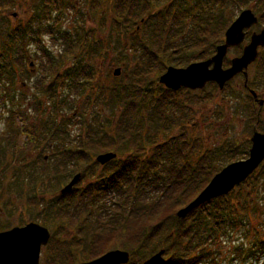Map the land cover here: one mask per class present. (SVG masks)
<instances>
[{
	"label": "trees",
	"instance_id": "16d2710c",
	"mask_svg": "<svg viewBox=\"0 0 264 264\" xmlns=\"http://www.w3.org/2000/svg\"><path fill=\"white\" fill-rule=\"evenodd\" d=\"M79 1L41 0L26 21L18 20L13 28L10 23L3 25L5 33L3 40H0V86L11 87L15 71L27 73L25 63L30 60L29 48H38L40 41L38 38L57 34V27L62 22L60 16L64 11L67 13L74 11L78 6L75 3ZM192 1L193 4L188 3L189 0H113L111 8L107 9L110 14L112 13L111 27L114 32L121 33L120 29L125 33L131 31L134 35L141 32L144 42L140 43L137 39L140 35L134 36L132 40L136 43L135 50L133 48L131 50H134V54L137 53V49L141 50L140 58L146 70L137 68L132 74L133 77L130 76L128 84L138 82L141 88L139 91L135 90L136 87L126 88L128 84L119 83L108 92L111 102L109 104L116 105L119 110L113 117L115 131L112 132L109 143L103 144L101 141L95 145V150L116 155L113 161L100 167L106 170L110 168V173L102 174L94 184L86 185L85 189L78 193V205L72 212L68 211L69 204L55 207L59 206L55 201L41 206L44 209V219H48L44 222L46 227H52L54 225L52 221H56V229L59 232L70 228L74 232V237L69 243L56 240L54 234L51 235L50 242L42 250L43 264L92 261L106 251L118 248L110 245L112 240H115V233L125 235L121 237L122 243L119 248L128 251L130 255L128 264H139L140 257L143 259L157 249L163 250L164 255L169 256L170 260L166 264H198L200 260L202 264L209 246L215 244L223 234L233 230L246 229L255 235L256 244L264 242L260 237L264 232V161L245 182L228 195L204 203L181 219H173L176 210L172 207L173 212L168 215L165 213L169 205L177 202L176 197L171 196L173 193H186L192 190L195 193L193 197L197 196L219 172L217 164L223 158L210 160L213 152L207 151L195 159L194 155L200 151L201 144L194 142L190 145L183 127H180L182 131H179L177 136L170 133L175 126L172 122L166 121L163 111L177 107L178 100L169 90L162 89L163 95L158 98L153 95L147 97L141 92L149 84V87H152L155 76L164 73L167 67H185L196 60L199 53L205 52L209 56L214 54L216 46L221 43L223 32L231 23L223 22L222 12L229 9L238 11L242 6L244 9L251 2V0ZM86 2L87 0H83L82 6ZM99 2L100 0L90 2L91 12L100 9L97 6ZM259 2H263L264 6V0H258ZM14 4L15 0L0 3V13L3 8ZM261 10L262 8L257 11L260 13ZM205 12H208V15L203 17ZM182 29L187 30V33L181 32ZM94 34L88 32L86 35L93 37ZM63 36L68 35L63 32ZM98 45L95 42L84 43L82 46L86 50L84 54L91 59L96 55ZM80 47L81 41L72 49L79 50ZM71 52L65 51L62 54L68 59L73 56ZM60 59L62 61L54 60L56 62L48 66L50 69H47V74L37 86H34L41 90L39 97L42 96L45 103L48 100L46 107L52 104L51 111L40 114L41 110L37 107L34 124H31V118L24 116L22 112L12 114L10 118L13 130L11 139L7 138V148L12 152L10 167H16L22 155L31 154L36 149L45 147L43 142L38 141L39 122L47 121L46 129H49L50 125L55 128V133L60 131L63 124L58 127L54 121L56 116L62 115L65 107L56 106L59 81L76 78L82 83H89L94 77L95 71L80 64L79 60L74 68L71 67L72 69L67 71L64 59L62 57ZM146 77L149 79L148 82ZM148 101L154 103L155 111L159 115L157 120L159 124L154 126L155 132L152 135L154 138L151 136L152 125L147 123L145 126L142 117L140 121L136 120L138 110L142 106L145 107ZM18 123L23 124L19 126ZM258 129L264 133L263 127ZM101 132L103 134V131ZM159 135H164L167 139L160 144L155 143L153 155L147 158L144 156L145 147L153 144ZM233 147L229 148L230 152L227 149V153H235ZM241 151L240 149L237 153L244 152ZM2 153L3 150L0 149V156ZM57 155L64 159L61 165L58 160L51 173L50 171L44 173V177L47 179L51 177L55 185L66 183L71 171L82 172L84 176L92 173L90 169L88 170L87 164L90 160L89 152L62 146ZM66 160V164L71 165L70 169L65 167ZM40 163L45 164L43 158ZM163 163L168 164V173L156 175L154 172ZM43 185L44 188L51 187L50 183ZM41 193L44 194V191ZM29 194H33V188L29 190ZM71 194L72 190L61 195V199L68 197L72 201L76 193ZM52 211L58 212L56 218L52 217ZM157 214L162 215L154 222H150ZM260 216L263 217L260 225L249 224L250 218L258 219ZM173 222L177 223L173 225ZM258 227L263 232L258 230ZM55 234L59 235L57 232ZM103 241L107 242L104 247L110 246L108 249L102 246ZM153 245H156L155 249H152ZM73 254L79 255L80 258L75 259Z\"/></svg>",
	"mask_w": 264,
	"mask_h": 264
},
{
	"label": "rangeland",
	"instance_id": "374dc122",
	"mask_svg": "<svg viewBox=\"0 0 264 264\" xmlns=\"http://www.w3.org/2000/svg\"><path fill=\"white\" fill-rule=\"evenodd\" d=\"M4 1L5 0H0V3ZM112 1L113 0H100L99 5H97L100 9L96 12H91L92 9L89 4L92 0H87L86 4H83V6V0H80L75 3V5L78 4L79 7L77 6L74 11L68 13L64 11L60 16L62 22L57 27V34L44 35L38 38L40 39L38 42L39 50L37 47L29 48L30 60L28 61L32 62V67H29L28 61L25 63L27 73L15 71L13 73L14 82L12 86H0V149L3 150L2 156H0V232L8 231L15 227H24L29 223H35L47 228L52 236L54 234V239L69 243L74 237L73 229H65L59 232L56 229V221H52L54 224L52 226L53 228L46 227L44 222L48 219H44V209L41 206L47 202L55 201L56 204L59 205L55 207H62L69 204L68 211L72 212L78 205V193L84 190L86 185L94 184V182L99 180L102 174L106 175V173H110V168H108V170H106V168H100L101 166H98L95 161L98 155L106 153V151H104V153L97 152V150H95V145L101 141H103V144L109 143V138L112 136V132L115 131V129H113L115 123L113 117L119 112L116 105L109 104L110 98L108 92L119 83H122V85L130 83V76L135 69L140 68L146 70L144 69L146 66L142 63L140 58L141 50L137 49V53H133L136 43L132 38L134 36H139L141 32L139 35H134L131 31L125 33L124 30L120 29L121 33H117L114 32L111 27V21L113 20L111 17L112 13L110 14L107 9L111 8ZM38 3H41V0H15L13 6L3 8L0 13V40L4 38L3 35L5 30L3 25L10 23L13 28V25H16L18 20L23 22L26 21L30 18L31 12ZM188 3L193 4V1L189 0ZM163 7L164 6L161 7V10H163ZM242 10L243 6L238 9V11L230 9L227 10V12L223 11V22L233 21ZM12 13H15L16 16L11 17L10 14ZM207 13L205 12L203 17L208 15ZM261 27V24L257 25L252 28L251 31L257 32ZM63 32L68 36H63ZM88 32L95 34L93 37H89L86 35ZM181 32L187 33V30L182 29ZM223 36L224 32L220 41L223 40ZM137 39L139 42H144L141 35ZM80 41V49H72L74 45ZM93 42L99 45L95 51L96 55L89 59L86 54H84L86 50L82 46L84 43L92 44ZM246 43L247 41L244 44ZM177 44H179L178 40ZM131 48L134 50H131ZM65 51H72L73 56L66 59L63 56L64 54H62ZM235 54L236 49L229 50L226 60H231L235 57ZM260 54L264 59V49L260 51ZM212 56L213 54L209 56L206 55L205 52L199 53L196 61L201 60L202 62ZM60 57L64 59L67 71L72 69L71 67L74 68L79 60L80 64L91 67V69L95 71L94 77L89 83H82L80 80L77 81L76 78L73 80L70 79L69 81L68 78H65L59 81L56 106L58 108L65 107H63L62 115H60V117L56 116L54 121H56L58 127L63 124L62 127H60V131L55 133V128H52L50 125H48L49 129H46L48 124L46 123L47 121H45V123L43 121L39 122L37 127L39 134L38 141L43 142L45 147H40L31 154L22 155L18 160L17 166L14 168L10 167L9 164H11V162L9 161L12 157V152L10 148H7V138L9 137L10 140L13 134L10 118L12 114L22 112L24 116L30 117L31 124H34L33 120L35 118L34 116L37 114H35L37 107L41 110L40 114L51 111L52 104L46 107L48 100L45 103L42 96L39 97L41 90L36 87L34 88V86H37L42 77L47 74V69H50L48 66L55 63L57 60L60 61ZM55 58H57V60ZM54 60L56 61L54 62ZM115 69L120 70V74L117 77L113 76ZM255 69L256 68H250V77L251 75L255 77ZM29 75L30 77H28ZM160 75L155 76L152 87H149L150 84L148 83L149 86H146V88L142 90L141 93H144L143 95L147 97L153 95L155 98L163 95L162 89L164 90L165 88L158 82ZM146 81H149L147 77ZM240 84L241 78H236L229 82L228 91L226 92H224L225 90L220 92L216 86L210 85L206 86L201 92L180 94L178 96L177 107H170L163 111L166 121L172 122L175 126V129L171 130V134L177 136L178 132L182 131L180 127H183L190 145L194 144V142L196 144H201L199 148L200 151L197 155H194L195 159L202 152L207 151L210 153L213 152L210 160H220L223 158L217 164V169H219V171L227 165L247 157L250 146L248 142L252 135V126H254L257 121V106L247 99L246 92L240 89ZM128 87L131 89L136 87V91L141 89L138 82L128 84L126 88ZM258 92L261 99H264V80H261L258 84ZM195 97H201V101L203 102L198 105V103H195L197 100ZM190 103L195 104L193 105ZM183 106H185L186 109L182 108ZM138 111L136 120L140 121V117H142L145 126L147 123H150V125H152V136L155 132L154 126H157L159 117L155 111L154 103L148 101L145 107L142 106ZM18 124L21 126L23 123ZM257 126L264 127V105L260 111ZM101 131H103V134ZM147 131H149V129ZM166 139V136L159 135L154 140L153 144L145 147L144 156H147V158L151 157L154 153L153 148L155 147V143L160 144ZM62 146L89 152L90 160L87 164L89 167L88 170L90 169L92 173L84 176L82 172L74 173L71 171L68 175L67 182L60 186L55 185V182L50 179L51 177L48 179L45 178L44 173H48L49 171L51 173V170L56 167L55 163L59 160V165H61L62 160H64L62 156L57 155ZM233 146L237 147V151L241 149V152H244L237 153ZM231 147H233L232 150L235 153H227L226 150L228 149L230 152L231 150L229 148ZM220 152H222V154H220ZM42 158L45 163L44 165L40 163ZM190 159L192 160V158ZM188 161L191 162L189 159ZM66 163L67 160L64 164ZM43 166H45V168ZM70 166V164L65 165L67 169H70ZM168 169V164L163 163L154 173L156 175L162 173L167 174ZM75 174L79 175V180L72 188L71 195L76 193L75 199L72 201L68 197L61 199L60 189L68 184L69 181L76 176ZM48 183L51 184V187L44 188L43 184ZM31 188H33V194H29ZM43 191L44 194L41 193ZM193 194L195 193L192 190L186 193H173L171 196L176 197L177 202L169 205V209H167L165 213L168 215L175 209L176 211L173 219L177 218V212L197 197H193ZM173 204L180 205H176L177 207H175ZM33 207L35 211H33ZM171 207L173 209H171ZM57 214L58 212L52 211L53 218H56ZM157 215L153 216L154 219L150 222H154L162 214ZM262 220L263 217L261 216L258 217V219L250 218L249 224L252 226L260 225L259 222ZM176 223L177 222H173V225ZM78 224L80 223L78 222ZM257 229L262 231L260 227ZM56 232L59 233V235L55 234ZM250 233L251 231L244 229L243 231L233 230L223 234L215 244L209 246V250L202 264H264V242L260 245L256 244L254 241L255 235ZM114 236L115 240H112L113 242L110 245L113 247L118 246V248L113 250L125 251L119 248V245L122 243L121 237H125V235L115 233ZM260 237L264 239V232ZM106 243L107 242L103 241L102 246L104 247V245H107ZM109 247L110 246H106L104 249H108ZM43 248L40 252L39 264H43ZM155 248L156 245H153L152 249ZM113 250L111 249L109 251ZM159 250L160 249H157L149 256L146 255L147 257L143 259H141L139 254H136L141 260L138 263L142 264L152 255L159 252ZM107 252L108 251L105 253ZM47 256L48 255H46V257ZM73 256L75 259L76 257L80 258L77 254H73ZM163 259L165 260V264L170 260L169 256L166 254H163ZM80 263L81 262H75L74 264ZM198 264H201V260Z\"/></svg>",
	"mask_w": 264,
	"mask_h": 264
},
{
	"label": "water",
	"instance_id": "95a60500",
	"mask_svg": "<svg viewBox=\"0 0 264 264\" xmlns=\"http://www.w3.org/2000/svg\"><path fill=\"white\" fill-rule=\"evenodd\" d=\"M15 17L16 14H10ZM257 18L249 9L242 11L235 21L226 29L224 42L216 47L215 55L211 58L192 63L184 68L168 67L159 78V83L167 90L177 91L181 88L189 90H202L208 83H215L221 90L225 83L243 72L257 58V49L264 47V27L259 33H253L249 43L244 46L242 55L232 59L227 69L222 68L223 59L229 49L243 44L249 29L257 24ZM32 67V63L29 64ZM119 69L113 75L118 76ZM253 98L255 93L251 92ZM251 146L248 157L244 160L233 162L216 173L207 186L187 206L176 214L181 219L192 210L204 203L232 192L237 186L245 182L264 161V134L253 131L250 139ZM115 158V154L106 153L98 155L95 161L104 166ZM79 180L76 175L60 190V194L68 193ZM50 239L48 229L29 223L24 227H15L8 231L0 232V264H39L41 248L46 246ZM164 251L152 255L142 264H165ZM130 255L121 250L109 251L102 256L80 264H127Z\"/></svg>",
	"mask_w": 264,
	"mask_h": 264
},
{
	"label": "flooded vegetation",
	"instance_id": "af4514ba",
	"mask_svg": "<svg viewBox=\"0 0 264 264\" xmlns=\"http://www.w3.org/2000/svg\"><path fill=\"white\" fill-rule=\"evenodd\" d=\"M263 1V0H262ZM260 8H262V10H261V12L259 13L257 10L258 9H260ZM247 9H249V10H251L252 12H253V14L256 16V18H257V24L255 25V26H257V25H260L261 24V29L264 27V12L262 13V11H263V9H264V6H263V2H259L258 3V0H251V2L250 3H248L247 4V6L242 10V11H244V10H247ZM242 11H240L239 12V14L242 12ZM238 17V16H237ZM237 17H235V19L237 18ZM235 19L233 20V21H231V23L228 25V27L235 21ZM255 26H253V27H251L250 29H249V31L247 32V35H246V37H245V40H244V42H243V44L247 41V43L246 44H242L243 45V47H242V45H240V46H238V47H235V48H232V49H236V54H235V57H233L232 59H236V58H239V57H241V55H242V51H243V48H244V46L245 45H247L248 43H249V40H250V37H251V35L253 34V33H259L260 31H261V29L260 30H258L257 32H255V31H251V29L252 28H254ZM227 27V28H228ZM226 28V29H227ZM226 31V30H225ZM225 33V32H224ZM224 42V36H223V40L221 41V43L220 44H222ZM262 49H264V47H259L258 49H257V58L255 59V61L253 62V63H251L243 72H241V73H239L238 75H236L235 77H233L230 81H228L227 83H225L224 84V86H223V88L220 90L219 88H218V86L215 84V83H208V84H206L205 86H204V88L206 87V86H210V85H212V86H216L217 87V89H218V91H220V92H222V91H224V92H226V91H228V84H229V82H231L232 80H234V79H236V78H241V84H240V89H242L244 92H246V97H247V99L248 100H250V101H252L253 102V104H255L256 106H257V111H256V119H257V121H256V124L254 125V126H252V134H253V131L255 130V131H257L258 133H261V134H264V133H262V132H260L259 131V129H258V127H257V123H258V119H259V114H260V111L262 110V107H263V105H264V99H261V97H260V95H259V92H258V84L261 82V80H264V59L261 57V54H260V51L262 50ZM229 50H231V49H229ZM228 50V51H229ZM228 51H227V53H228ZM214 55V54H213ZM226 56H227V54H226ZM226 56L224 57V59H223V64H222V68L223 69H227V68H229L230 67V65H231V61H232V59L231 60H226ZM201 62V60H194V61H192L190 64H192V63H198V62ZM189 65V64H188ZM187 65V66H188ZM250 68H256L255 70H256V75H255V77H252V75H251V77H250V74H249V70H250ZM203 88V89H204ZM202 89V90H203ZM167 90V89H166ZM173 95H174V97L176 98V100H178L179 99V95L180 94H192V93H195V92H201V89L200 90H189V89H187V88H181V89H179V90H177V91H172V90H169ZM251 92H253V93H255V95H256V98H253V96H252V94H251ZM196 96V95H195ZM197 100H196V102L195 103H198V105H200L201 104V102H203V101H201V97H195ZM177 103H178V101H177ZM195 103H190V104H195ZM188 104V103H187ZM189 104V105H190ZM197 105V106H198ZM182 108H185V106H183ZM186 109V108H185ZM188 109V108H187ZM264 128V127H263ZM175 129V128H174ZM178 134H179V132H178ZM173 135V134H172ZM174 136V135H173ZM252 136V135H251ZM250 139H251V137H250ZM250 139H249V142H248V144L251 146V142H250ZM250 146H249V149H250ZM245 148V147H244ZM249 149H248V151H249ZM107 153V152H106ZM111 162V161H110ZM110 162H108V163H110ZM107 163V164H108ZM107 164H105V165H107ZM104 165V166H105Z\"/></svg>",
	"mask_w": 264,
	"mask_h": 264
}]
</instances>
